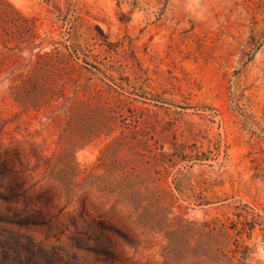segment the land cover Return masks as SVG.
<instances>
[{"label":"rangeland","instance_id":"1","mask_svg":"<svg viewBox=\"0 0 264 264\" xmlns=\"http://www.w3.org/2000/svg\"><path fill=\"white\" fill-rule=\"evenodd\" d=\"M0 264H264V0H0Z\"/></svg>","mask_w":264,"mask_h":264}]
</instances>
